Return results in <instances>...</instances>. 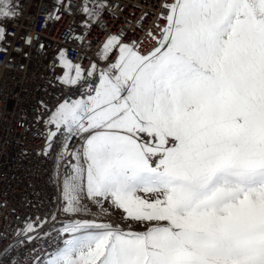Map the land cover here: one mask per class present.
<instances>
[{
  "label": "snow or ice",
  "instance_id": "snow-or-ice-1",
  "mask_svg": "<svg viewBox=\"0 0 264 264\" xmlns=\"http://www.w3.org/2000/svg\"><path fill=\"white\" fill-rule=\"evenodd\" d=\"M163 7L154 50L109 37L98 56L118 47L116 62L93 64L98 83L45 122L49 147L57 136L65 150L81 141L63 213L94 218L64 223L69 238L44 264H264V0ZM82 10L98 15L87 0ZM18 15L15 0H0V21ZM59 59L63 84L86 79L63 50ZM84 199L144 230L101 222Z\"/></svg>",
  "mask_w": 264,
  "mask_h": 264
},
{
  "label": "built area",
  "instance_id": "built-area-1",
  "mask_svg": "<svg viewBox=\"0 0 264 264\" xmlns=\"http://www.w3.org/2000/svg\"><path fill=\"white\" fill-rule=\"evenodd\" d=\"M172 2L87 0L98 12L90 17L84 0H18L19 15L0 21V264H44L69 238L59 231L64 223L94 218L63 213V181L81 141L74 138L65 150L57 136L49 147L46 136L55 129L45 122L59 103L80 98L81 85L98 83V71L87 77L93 64L102 69L116 62L118 47L106 61L98 56L109 37L135 44L141 54L154 50L167 23L163 5ZM61 50L86 77L75 87L61 82ZM83 203L101 222L128 230L110 210L103 215L90 200ZM28 223L34 230L25 232Z\"/></svg>",
  "mask_w": 264,
  "mask_h": 264
},
{
  "label": "rangeland",
  "instance_id": "rangeland-1",
  "mask_svg": "<svg viewBox=\"0 0 264 264\" xmlns=\"http://www.w3.org/2000/svg\"><path fill=\"white\" fill-rule=\"evenodd\" d=\"M65 71H68V69L65 68L64 70H61V73H60L61 77H63ZM104 207L107 208L108 210H110L115 215V217L119 219L120 222H122L123 224H125L127 226V228H128L129 223H131L132 224V228H131L132 231H143L144 230V227L141 226L140 224H137V223L131 222V221L126 222L122 218L124 215L122 213V210H118V209L111 207L108 202H105Z\"/></svg>",
  "mask_w": 264,
  "mask_h": 264
},
{
  "label": "crops",
  "instance_id": "crops-1",
  "mask_svg": "<svg viewBox=\"0 0 264 264\" xmlns=\"http://www.w3.org/2000/svg\"><path fill=\"white\" fill-rule=\"evenodd\" d=\"M17 2H18V0H15V5L17 4ZM0 27H2V28H3V26H2V25H0ZM3 30H4V29H3ZM2 40H3V39H2ZM2 40H0V44H1Z\"/></svg>",
  "mask_w": 264,
  "mask_h": 264
}]
</instances>
